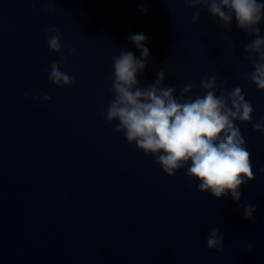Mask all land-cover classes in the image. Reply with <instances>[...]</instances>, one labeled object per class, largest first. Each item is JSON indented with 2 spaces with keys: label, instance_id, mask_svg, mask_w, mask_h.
<instances>
[{
  "label": "water",
  "instance_id": "1",
  "mask_svg": "<svg viewBox=\"0 0 264 264\" xmlns=\"http://www.w3.org/2000/svg\"><path fill=\"white\" fill-rule=\"evenodd\" d=\"M48 6L57 12L42 11L45 0H0V264H264V134L235 122L255 176L241 186V204L257 207L252 223L230 195L199 191L186 169L169 177L104 115L114 98L113 58L131 51L142 59L129 36L143 33L150 59L137 77L141 87L164 69L177 97L192 83L195 98L205 93L201 80L219 73L218 84L240 87L253 122L264 123V91L249 79L242 48L252 37L235 20L231 30L215 22L203 6L192 24L196 10L183 0ZM53 25L70 87L48 79L59 59L48 47ZM44 93L51 100L41 103ZM212 227L225 237L223 252L207 247ZM249 244L255 252L247 253Z\"/></svg>",
  "mask_w": 264,
  "mask_h": 264
},
{
  "label": "clouds",
  "instance_id": "2",
  "mask_svg": "<svg viewBox=\"0 0 264 264\" xmlns=\"http://www.w3.org/2000/svg\"><path fill=\"white\" fill-rule=\"evenodd\" d=\"M56 0H45V13L57 12ZM185 6L194 9L192 24L200 22L199 9L206 7L217 23L231 30L233 20L236 26L252 37L242 45L245 59L249 60L253 71L249 79L259 91H264V35L260 25L264 22V3L258 0H183ZM140 11L147 13L141 3ZM48 47L59 54V59L50 66L48 79L55 87H70L73 78L61 71L66 62L64 46L59 29L53 25L47 30ZM129 40L140 50L142 59H137L131 51H121L113 58L112 90L114 98L104 113L109 122L115 123L114 131L123 133L129 144H135L146 155L154 156L164 173L174 177L181 169L194 181L203 193H210L217 199L231 196L242 209V219L255 223L257 207L246 201L241 204V186L255 179L251 154L241 135L236 121L252 124L264 134V123L253 122L255 108L243 94L240 87L229 90L219 85L220 74L210 76L200 82L205 90L203 96L192 98L194 85L187 83L175 94L176 87L166 86L164 69L156 73L157 79L141 87L137 78L150 59L146 47L148 37L143 33L129 36ZM69 55H76L75 49H68ZM219 92V96L217 93ZM26 97L31 93L25 92ZM40 102L51 100L48 93L39 97ZM51 106V105H50ZM191 162V163H189ZM210 250L223 252L225 237L218 227H212L206 239ZM255 252L249 244L247 253Z\"/></svg>",
  "mask_w": 264,
  "mask_h": 264
}]
</instances>
